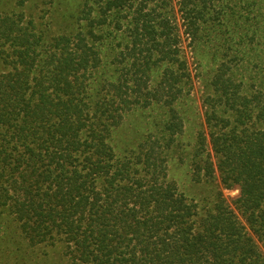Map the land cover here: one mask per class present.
<instances>
[{"label": "trees", "instance_id": "obj_1", "mask_svg": "<svg viewBox=\"0 0 264 264\" xmlns=\"http://www.w3.org/2000/svg\"><path fill=\"white\" fill-rule=\"evenodd\" d=\"M152 1L107 0L96 17L84 11L86 29L56 37L41 59L42 34L14 14L0 16V63L10 68L0 71V181L8 179L13 193L5 200H14L0 226L20 264L34 263L39 245L59 250L60 259L49 256V264H264V121L257 123L264 85L252 81L256 90L240 96L228 92L230 80L226 86L215 75L216 89L207 93L209 133L203 125L189 131L196 146L210 134L213 151L222 155L214 160L212 149H197L189 192L169 175L170 143L137 146L134 160L117 149L115 133L126 113L170 98L150 84L154 67L165 66L162 77L189 70L182 33L196 49L209 38L198 29L212 15L213 0H178L179 19L155 16ZM174 1L158 0L172 7ZM124 10H133L135 26L123 33L141 47L121 48L113 56L116 77L102 79L91 93L94 77L85 73L103 57L91 45L102 35L90 24ZM255 31L236 38L219 29L214 38L231 47L247 43L253 57L244 67L264 73V39ZM36 66L38 76L30 77ZM222 99L237 116L229 115L235 128L221 117ZM234 188L239 193L229 202L224 190Z\"/></svg>", "mask_w": 264, "mask_h": 264}, {"label": "rangeland", "instance_id": "obj_2", "mask_svg": "<svg viewBox=\"0 0 264 264\" xmlns=\"http://www.w3.org/2000/svg\"><path fill=\"white\" fill-rule=\"evenodd\" d=\"M106 1L0 0V16L14 14L22 21L23 25L33 29L37 35L39 33L42 34L43 38L39 40L37 47L40 51L39 57L41 59L47 55L48 49L52 45L55 47L54 39L56 37L60 35L70 36L74 31L81 32L86 29L84 25L87 24V19L83 16V12L89 10V13L96 17L100 6L105 5ZM177 1H174V7H172L168 2L159 4L158 0H153L150 2L149 7L158 5L155 16H168L170 13L172 17H178L179 19L180 12ZM212 2H209L207 6V8L211 6L212 15L210 14L208 17L207 14L205 17L206 22L203 26L205 28L200 27L198 29V33L201 29L208 33L205 36L209 37L205 46L198 48L199 45H196L188 34L182 33V45L188 59L189 70H180L178 71L179 75H175V77H162L165 66L154 67L155 71L151 74L150 84L155 87V92L158 93V96L161 95L164 100L170 96V98H167L166 104L155 103L147 109L141 108L139 111L134 110L126 113L124 120L115 133L118 151L130 153L133 160L137 157L135 156L137 146L143 145V150L147 149V146L152 141L159 148L170 143L173 151L171 153L164 152L167 159L170 160L168 172L172 178L178 181L180 188L186 192L193 189L191 174L194 164L191 168V160L194 159L195 154L198 152L197 149L201 146L205 151H210L211 149L213 151L214 143L210 134L207 136L206 144L202 141L200 146H196V142L190 135L189 128L192 127L193 130H196L203 125L206 133H209L206 126L208 125L207 118L211 117L208 114L211 109L207 112V107H209V102H207L209 94L207 93L215 91L217 78L226 80V86L228 80H230L229 82H231L232 86H229L228 92H238L240 96L248 89L256 90L252 81L264 85L263 82H260L264 77L262 71L253 73L249 68L244 67L245 64L243 62L247 63L250 57H253V53L247 43L242 41L231 47L229 46L230 44L219 43L217 36L216 39L214 38L215 33L221 29L224 34L228 33L231 35L235 33L236 38L244 33L253 35L256 30L257 39H264V0H213ZM201 4L199 3L200 8ZM132 11H115L108 21L104 23L97 21L95 24H90V27L91 25L96 27V31H99V35H102H94L91 45L94 47L93 50L102 51L103 57L101 65L93 67L90 73H85L86 77H94L93 81H91V93H95L96 90L102 88V79H106L105 81L114 80L117 75L118 64L114 63L113 56L121 48H126L127 53H130L127 48L131 49L133 44L137 48L141 47L140 43H134L130 40L131 37L127 36L128 33H123L131 31L135 26L131 22ZM172 17L171 19H173ZM182 29L184 31V26ZM195 45L198 46L197 49L194 48ZM8 47L7 45L6 48ZM260 59L262 60V57ZM38 66L31 70L30 77L38 76V71L41 69ZM9 69V67L0 63V71L7 72ZM218 72H220L218 77H215ZM172 97H174V100L170 102ZM222 100L224 102L220 104V113L221 117L225 119L228 129L234 126L233 121L230 122L229 120V115L235 118L237 116L231 109L230 102L225 99ZM167 115L170 116L169 119ZM263 121L264 117L258 118L257 123L262 125ZM168 122L169 124L167 125ZM183 128L188 129L186 134L185 131L182 133ZM178 132L182 133V135L175 136ZM146 143L147 145H145ZM142 150L140 149V151ZM211 153L214 160L222 155L221 152L216 153L213 151ZM0 185V189H4V191L0 190V219L2 220L14 200L13 198L5 200L7 193L8 195L13 193L8 179L3 178L0 181ZM238 193V188L224 190L225 196L229 197V202H232ZM3 231L4 229L0 226V239H2L0 242V264H20L16 254L13 252V247L15 248V246L10 245L11 241L6 239ZM38 248L39 255L34 263L30 262V264H49V261L48 263L46 261L49 256L55 262L60 259V252L57 247L39 245ZM42 251L46 254L42 253Z\"/></svg>", "mask_w": 264, "mask_h": 264}]
</instances>
